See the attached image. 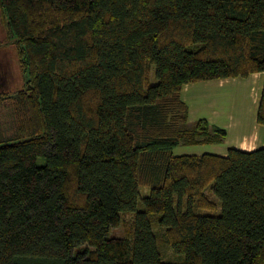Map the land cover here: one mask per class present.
<instances>
[{
  "label": "trees",
  "instance_id": "trees-1",
  "mask_svg": "<svg viewBox=\"0 0 264 264\" xmlns=\"http://www.w3.org/2000/svg\"><path fill=\"white\" fill-rule=\"evenodd\" d=\"M0 15L25 76L0 137V264H264V145L174 154L225 142L181 89L264 72V0H0ZM122 213L132 237H109Z\"/></svg>",
  "mask_w": 264,
  "mask_h": 264
},
{
  "label": "rangeland",
  "instance_id": "rangeland-1",
  "mask_svg": "<svg viewBox=\"0 0 264 264\" xmlns=\"http://www.w3.org/2000/svg\"><path fill=\"white\" fill-rule=\"evenodd\" d=\"M13 42V40H11ZM8 41L5 37L3 26H2V18L0 15V137H8L14 133L16 120L15 113V99L12 97L17 91L21 90L24 84L25 76L19 67L16 50L14 44ZM9 56L10 59H9ZM13 56V58H12ZM8 64L10 66H8ZM264 74V73H263ZM243 79L242 83V91L239 96H235V105L234 108L231 109V112L234 114L235 120L239 119L237 123V130L240 132H247L252 129L251 126L253 124V119L250 118V113H248V109H246V103L249 102V105H252L253 96L252 94L259 93L258 87L264 83V77L261 80L253 79V78H240ZM239 79V80H240ZM211 80V79H210ZM229 83H225L224 86L219 90V94H227L223 88H226ZM3 87V88H2ZM263 87V86H262ZM262 90V88H261ZM224 96L219 95V99H223ZM221 104V108L223 111H227L229 107L226 106V101L223 100L219 103ZM255 110V109H254ZM260 124V123H259ZM263 125V124H262ZM264 126V125H263ZM3 142H0V145ZM186 147L187 145H183ZM193 146V145H188ZM182 147V146H179ZM177 147V148H179ZM183 148V147H182ZM45 158L39 156L37 159L38 164H44ZM140 192L142 195H147L149 192L148 187H141ZM157 214H151L152 226L153 230L156 234L161 231V228L158 226L155 221V217ZM132 223H133V215L132 214H121V220L117 226H114L109 231V237H128L131 238L132 231ZM159 243V249L162 254V258L167 262H175V263H183L184 255L174 253L173 249L170 248L166 243L161 241ZM79 248V249H78ZM81 247H77L75 250L80 251ZM31 263L35 264H63V259L58 258H38L32 259Z\"/></svg>",
  "mask_w": 264,
  "mask_h": 264
},
{
  "label": "crops",
  "instance_id": "crops-1",
  "mask_svg": "<svg viewBox=\"0 0 264 264\" xmlns=\"http://www.w3.org/2000/svg\"><path fill=\"white\" fill-rule=\"evenodd\" d=\"M10 57L11 56H9V59ZM8 66L10 65L8 64ZM263 73L264 72L251 73L246 78L250 77L254 80L260 78L262 80L264 77ZM240 78L241 77L211 79L187 83L182 86L181 97L189 107V122L206 118L209 124L225 128L227 130V138L222 144H201L175 148L174 154H201L207 152L226 155L230 147L243 151H252L264 145V126L257 122V112L263 84L258 87L260 91L257 95L254 93L252 94V105L250 106L249 102L246 103L247 112L250 113V118L253 119V124L251 125L253 128L250 129V131L248 130V133L237 130L239 119L235 120L231 109L234 108L236 102L235 96H239L242 91V83L244 80ZM225 83H229L226 88H223L227 94H219V90ZM219 95L224 96V98L220 100ZM223 100L226 101V106H229L227 107V111H223L221 104L219 105Z\"/></svg>",
  "mask_w": 264,
  "mask_h": 264
}]
</instances>
